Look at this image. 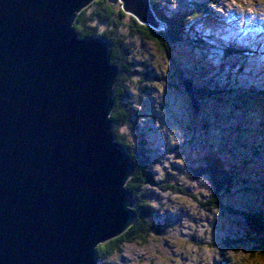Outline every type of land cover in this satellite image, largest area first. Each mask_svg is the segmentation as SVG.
<instances>
[{"label": "water", "instance_id": "95a60500", "mask_svg": "<svg viewBox=\"0 0 264 264\" xmlns=\"http://www.w3.org/2000/svg\"><path fill=\"white\" fill-rule=\"evenodd\" d=\"M93 1L0 0V264H96V247L135 220L134 162L109 118L111 44L73 28ZM119 1L160 29L150 0Z\"/></svg>", "mask_w": 264, "mask_h": 264}, {"label": "rangeland", "instance_id": "374dc122", "mask_svg": "<svg viewBox=\"0 0 264 264\" xmlns=\"http://www.w3.org/2000/svg\"><path fill=\"white\" fill-rule=\"evenodd\" d=\"M153 1L163 16L188 17L183 38L171 44L168 59L151 41L132 33L129 68L136 76L126 83L130 95L124 101L138 110L133 124L119 131L134 144L144 139L155 182L170 181L172 174L189 165L182 162L187 157L196 166L195 156L201 162L215 152L238 175L237 184L224 197L237 215L205 211L190 196L165 194L149 186L145 195L159 211L160 233L146 244L123 245L119 256L101 264H264V254H250L247 246H240L252 233L241 214H251L264 197V0H208L213 2L209 6L204 3L207 0ZM129 17L124 19L125 26L131 24ZM201 37L205 42L200 48L193 41H203ZM227 49L235 54L226 56ZM177 67L194 92L203 90L200 99L195 93L201 107L198 115L192 112L182 85L185 80L176 77ZM211 77L226 89L207 87L204 80ZM252 85L262 95L246 93L245 88ZM195 127L198 134L192 130ZM193 134L192 150L189 135ZM187 186L200 202L211 195L205 178Z\"/></svg>", "mask_w": 264, "mask_h": 264}, {"label": "trees", "instance_id": "16d2710c", "mask_svg": "<svg viewBox=\"0 0 264 264\" xmlns=\"http://www.w3.org/2000/svg\"><path fill=\"white\" fill-rule=\"evenodd\" d=\"M204 3L208 6L213 4L212 1L208 0ZM150 4L157 21L161 24L159 30H154L148 26L142 25L133 17H129L131 24L125 26L124 19L127 17V14L122 11L119 0H95L77 14L73 23V28L80 38L101 36L111 44L110 62L118 69L111 95L113 107L109 115L112 121V134L114 140L122 145L128 156L134 162L133 174L126 182L125 188L132 194L134 199L132 209L136 215L135 220L121 235L99 244L96 247V264H101L102 261L109 257L119 256L121 254V248L125 244H146L147 240L152 235H158L160 233L159 211L154 209V206L145 195V191L149 186L155 185L161 193L164 192L165 194L185 197L190 196L197 200L198 204L202 206L205 211H210V209L211 211L220 210L221 212L226 211L237 215L236 211L226 206L224 200L227 201L228 194L237 184L238 175L235 172L233 173L231 167L225 164L224 159L215 154V152L203 157L201 162V159L195 156L194 160H196V162L198 161V165L196 166H194L192 160L187 157L188 159L182 162H187L189 165L187 164L186 168L182 167V169H178L176 171L178 174H172L170 181L165 179L155 182L152 174L154 164L150 160L151 157L144 143V139L138 138L134 144L128 138L127 133L119 131L122 126L133 124L131 120L134 117L135 111L138 110V108L133 107L132 102L128 103V101H124L125 95L127 94L126 96L128 98L130 95L127 92L126 83H128V80L132 82V78L136 76L133 72H130L129 68L128 56L132 49V38H130V36L134 33L139 39L151 41L157 49L169 59L172 54L171 44L183 38L182 28L186 23L185 19L188 18L186 16L183 18L180 13H176L172 17L163 16L161 12L157 10L153 0H150ZM206 5H204V8L207 7ZM190 16L194 18V14ZM201 38H203V41L199 40L200 42H194L192 40L193 43L200 48L204 44L200 46L201 42H205V37ZM232 50L233 49H227L224 52L225 55L235 54V51ZM182 74V70L177 67V79H180V76H183ZM212 78L213 77L204 80V84H207V87L210 86L212 90L215 91L226 89L225 86L221 88L219 83ZM137 81L141 84L143 82L140 77ZM205 92L211 94L212 91ZM245 92L250 94L256 93L257 95L260 93L259 95H262V92H259L254 85L249 89L245 88ZM195 93L200 99L201 95H203V90H195ZM192 130L198 134L196 127L192 128ZM203 131L207 132L205 129ZM189 138V144L193 150L195 135L193 134L192 137L189 135ZM179 148L183 149V143H181ZM253 148L256 150L255 146H253ZM253 155H255V153H253ZM200 178H205L211 188V195L204 202H200L195 195L191 194L187 186V182ZM249 212L251 214L242 213L241 215L246 219L249 231L252 233L249 232L250 234H247V238L243 241L244 243H240V246H247V250L250 254H254L255 252L264 254V197L260 198V205L258 208Z\"/></svg>", "mask_w": 264, "mask_h": 264}]
</instances>
